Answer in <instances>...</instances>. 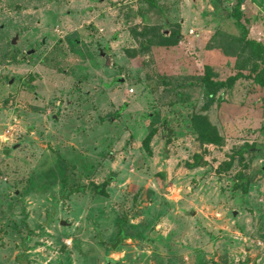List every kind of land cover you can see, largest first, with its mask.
<instances>
[{
	"label": "rangeland",
	"instance_id": "1",
	"mask_svg": "<svg viewBox=\"0 0 264 264\" xmlns=\"http://www.w3.org/2000/svg\"><path fill=\"white\" fill-rule=\"evenodd\" d=\"M238 3L0 0V264H264V57ZM241 12L264 44V0Z\"/></svg>",
	"mask_w": 264,
	"mask_h": 264
},
{
	"label": "trees",
	"instance_id": "2",
	"mask_svg": "<svg viewBox=\"0 0 264 264\" xmlns=\"http://www.w3.org/2000/svg\"><path fill=\"white\" fill-rule=\"evenodd\" d=\"M245 4V0H239V3L236 5V7L234 8V17L236 18V21L238 23V27L241 28V30L243 31V41H244V46L243 49L246 50H250V53L252 51H254L257 54V58L262 59L264 57V44H262L261 41H258L256 39H253L250 37V33L247 27V24L245 25V22L242 20V16L243 13L242 8ZM152 7H155L154 4H152ZM237 70H235L237 73L230 76L229 80L230 81H234V80H238L239 78H243V79H254V69H248L246 67L244 68H235ZM202 81L206 84V86L211 87V86H224L227 82L225 80L222 79H213L208 75L205 76L204 79H202ZM262 86L264 87V82L261 83ZM209 102L212 103L216 98H215V93L214 92H210L209 93ZM263 104H264V98H263ZM125 107V105H124ZM123 107V109H125ZM193 126L196 129V133H198L197 138L199 139L200 143L204 144H214V145H222L223 144V139L222 137L219 135L218 130L215 126H213L211 124V122L208 121V119L203 116V115H195L193 116ZM153 134H150L146 139H145V145L146 147L148 146V143L151 139ZM245 149H250L249 146L244 147ZM203 160L201 161V158H199V156H196V162L194 164H188L189 167L191 168H199V167H203L204 163H202ZM243 178V177H241ZM102 193H104L102 191ZM122 243V236H120L117 239V242L115 244H113V249L117 250L119 248V246Z\"/></svg>",
	"mask_w": 264,
	"mask_h": 264
},
{
	"label": "crops",
	"instance_id": "3",
	"mask_svg": "<svg viewBox=\"0 0 264 264\" xmlns=\"http://www.w3.org/2000/svg\"><path fill=\"white\" fill-rule=\"evenodd\" d=\"M131 8H133V7H131ZM152 8H154V7H152ZM137 16V15H136ZM135 16V17H136ZM135 17H133V21H134V19H135ZM138 17V16H137ZM138 18H140V20H141V22L143 23V24H145L144 22H143V20L145 21V22H148V19H147V17L145 16V15H140ZM182 21V20H181ZM149 25V24H148Z\"/></svg>",
	"mask_w": 264,
	"mask_h": 264
},
{
	"label": "built area",
	"instance_id": "4",
	"mask_svg": "<svg viewBox=\"0 0 264 264\" xmlns=\"http://www.w3.org/2000/svg\"><path fill=\"white\" fill-rule=\"evenodd\" d=\"M191 33H193V32H191ZM131 92H133V90H131Z\"/></svg>",
	"mask_w": 264,
	"mask_h": 264
},
{
	"label": "water",
	"instance_id": "5",
	"mask_svg": "<svg viewBox=\"0 0 264 264\" xmlns=\"http://www.w3.org/2000/svg\"><path fill=\"white\" fill-rule=\"evenodd\" d=\"M236 215V214H235Z\"/></svg>",
	"mask_w": 264,
	"mask_h": 264
}]
</instances>
